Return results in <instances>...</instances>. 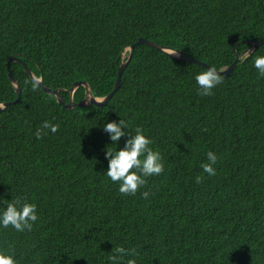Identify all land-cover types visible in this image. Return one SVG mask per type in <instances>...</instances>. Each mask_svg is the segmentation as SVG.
Here are the masks:
<instances>
[{
	"label": "trees",
	"instance_id": "1",
	"mask_svg": "<svg viewBox=\"0 0 264 264\" xmlns=\"http://www.w3.org/2000/svg\"><path fill=\"white\" fill-rule=\"evenodd\" d=\"M139 38L223 71L264 39V0H0V103L17 99L11 57L47 88L86 81L105 97ZM256 55L264 44L200 95L195 75L206 68L140 44L107 104L72 110L33 88L13 62L22 96L0 110V197L35 203L38 220L31 231L0 228V248L14 250L18 264H112L117 246L137 264H264V76ZM85 96L80 86L74 101ZM119 119L152 139L165 166L135 195L104 174L106 146L115 145L102 126ZM44 121L58 130L38 137ZM208 151L218 158L214 175L201 167Z\"/></svg>",
	"mask_w": 264,
	"mask_h": 264
},
{
	"label": "clouds",
	"instance_id": "2",
	"mask_svg": "<svg viewBox=\"0 0 264 264\" xmlns=\"http://www.w3.org/2000/svg\"><path fill=\"white\" fill-rule=\"evenodd\" d=\"M253 66L261 76H264V55H256ZM39 78L33 82V88L38 87ZM195 81L199 86L200 95H211L212 90L222 83L223 77L215 67L209 66L195 75ZM59 125L50 121H44L42 128L38 129L36 135L39 137L44 130L50 129L56 132ZM103 130L109 134V139L115 147L105 149V158L108 161L107 170L104 174L117 186L122 194L135 195L146 183L147 177L159 175L164 171V162L160 151L153 149L152 139L137 127L130 132V124L119 119L107 121L103 124ZM46 134V132L44 133ZM127 136L124 146L118 147L122 137ZM217 155L213 151L207 152V161L201 164L205 173L215 174L213 165L217 162ZM201 179L196 177L197 182ZM147 197L148 192H143ZM37 206L21 198L10 200L0 197V228L11 226L18 232L31 231L33 222L38 220ZM131 253V255H130ZM125 256H129L126 264H137L135 253L122 246H117L115 252L110 256L112 264H123ZM0 264H18L14 250L0 248Z\"/></svg>",
	"mask_w": 264,
	"mask_h": 264
},
{
	"label": "water",
	"instance_id": "3",
	"mask_svg": "<svg viewBox=\"0 0 264 264\" xmlns=\"http://www.w3.org/2000/svg\"><path fill=\"white\" fill-rule=\"evenodd\" d=\"M140 44H146V45H148V46H150L152 48H156L158 50H162L163 52H166V53L170 54L173 58H175L177 60L187 61V62L196 64V65L204 67V68L209 67L208 64H206V63H204V62H202L200 60H197V59H195L193 57H190V56L184 54L183 52L174 50L172 48H165V47H163V46H161V45H159V44H157V43H155L153 41H150V40H147V39H144V38H139L135 44L131 45L123 53V58H124L126 52L129 51V57H128V59L126 61H124L120 65L119 72H118V77H117L115 86H114L112 92L110 94H108L107 96H105V97H96V96H94L89 84L86 81H77V82H75L69 90H65V89L53 90V89L47 88V87H45L43 85V79L42 78H39L38 85L41 86L42 89L46 93L55 95L58 103L63 105V107L65 109L72 110L76 106H80L81 107V106H87V105H91V104L97 105V106H104L112 98V96L116 93V91L120 88L121 82H122V75H123L126 67L128 66V64L130 63V61L132 59V56H133V53H134V50H135L136 46L140 45ZM252 44L253 45H252V47L250 49L246 50L245 52H243L240 55H237L236 59L234 60V62L232 63L231 66H229L227 69H225L223 71H220V70H217V71L221 75H224L226 78L229 77L231 75V73L233 72V70L237 67L238 62L243 57L250 55L255 49H257L258 47L263 45L264 44V39H262L260 41L253 42ZM13 62H18V63L22 64L24 66L25 70L27 71V73L31 76V78L34 81H36V79H37V77L31 72V70L26 66V64L24 62H22L17 57H11V59L8 62L9 78H10L11 83L13 84V86H14L16 92H17V99L15 101H13V102L0 103V110L5 109L6 107H8L11 104H16L17 102H19L21 100V96L22 95H21L20 83L14 77L13 72L11 70V64ZM80 86H84L85 87L86 96H85L83 101H81L79 103H76L74 101V94H75L76 90L80 88ZM62 91H67V92L70 93V101L68 103H66L64 101V98L61 95Z\"/></svg>",
	"mask_w": 264,
	"mask_h": 264
}]
</instances>
